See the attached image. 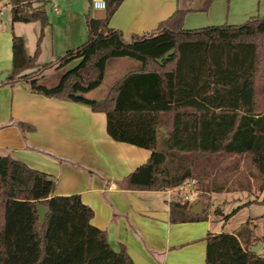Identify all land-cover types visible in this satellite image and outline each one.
I'll use <instances>...</instances> for the list:
<instances>
[{"label": "trees", "instance_id": "1", "mask_svg": "<svg viewBox=\"0 0 264 264\" xmlns=\"http://www.w3.org/2000/svg\"><path fill=\"white\" fill-rule=\"evenodd\" d=\"M6 1L12 21L40 24L32 54L26 52L23 38L12 33L6 81L24 79L32 91L103 111L112 139L151 150L120 186L165 189L195 177L200 195L234 190L210 177L200 158L236 155L248 158L263 190L264 15L241 23L183 28L187 11H205L211 2L198 0L196 8H176L154 29L126 40L108 26L121 0H105L102 17L85 15L86 39L55 62L41 65L60 69L76 60L49 82L30 72L38 66L48 0ZM118 57L138 65L123 73L102 98L87 96L101 84L106 61ZM16 124L22 131L32 129L21 121ZM55 185L51 175L0 155V264H134L124 245L114 250L105 231L90 222L92 209L80 196L54 194ZM37 203L47 208L41 224ZM259 203L264 205V193ZM169 213L172 222L206 217L205 208L192 213L187 202L179 201L169 202ZM255 228L248 217L232 231H207L204 264H264V255L252 249Z\"/></svg>", "mask_w": 264, "mask_h": 264}, {"label": "crops", "instance_id": "2", "mask_svg": "<svg viewBox=\"0 0 264 264\" xmlns=\"http://www.w3.org/2000/svg\"><path fill=\"white\" fill-rule=\"evenodd\" d=\"M48 3L52 6L47 14L45 5L48 22L39 41L38 66L55 62L67 49L86 39V13L99 17L94 16L97 8L89 0ZM197 3L198 0H121L108 26L119 30L127 40L131 34L154 29L176 8H196ZM5 6L9 14L2 18ZM253 15H264V0H211L205 11H187L182 27L241 23ZM39 31L38 21H12L10 5L0 2V155L51 175L56 180L54 194H78L92 209L90 222L105 231L114 250L124 245L134 264H204L206 232L221 231L208 213L204 219L172 222L166 188H124L119 184L148 159L150 149L112 139L106 132L103 111L32 91L24 79L6 81L11 69L12 33L23 38L26 52L32 54ZM46 52L48 61L39 63L38 58ZM75 63L71 61L60 69L55 64L45 67L41 75L45 80L53 75L49 82H54L62 69ZM137 65L128 57L108 59L101 84L86 95L102 98L110 85ZM18 121L30 124L32 129L22 131ZM187 203L194 212L205 208L197 196Z\"/></svg>", "mask_w": 264, "mask_h": 264}, {"label": "rangeland", "instance_id": "3", "mask_svg": "<svg viewBox=\"0 0 264 264\" xmlns=\"http://www.w3.org/2000/svg\"><path fill=\"white\" fill-rule=\"evenodd\" d=\"M2 1L6 0H0V2ZM77 1L79 0H75V2ZM50 6L52 4L47 3V14H49ZM2 13V18L9 14L8 6L2 9ZM47 56V52L41 55L38 62L48 61ZM53 65L51 64L49 67H53ZM43 69L42 66H36L30 72L38 76L44 71ZM53 77V75H50L47 81H51ZM200 166L210 173V177H215L217 183L226 182L227 186L234 189L209 192L207 196H203L200 195L202 191H200L201 189L197 183V201L205 205V212L212 220H215L216 227H219L217 229L231 231L240 222L252 217V222L256 225L253 232L256 239L252 240V249L264 255V216L259 217L264 213V205L259 203V199L264 193V187L262 191L258 189L261 179L257 177L256 171L249 164L248 158L236 155H211L208 158L201 157ZM195 179L197 181V178ZM208 179L204 180L207 181ZM239 183L247 188L244 190L237 189ZM231 211L232 213H230ZM217 212H222V215H218ZM228 213L230 214L225 217Z\"/></svg>", "mask_w": 264, "mask_h": 264}, {"label": "built area", "instance_id": "4", "mask_svg": "<svg viewBox=\"0 0 264 264\" xmlns=\"http://www.w3.org/2000/svg\"><path fill=\"white\" fill-rule=\"evenodd\" d=\"M91 6L104 9L105 0H91ZM165 192L169 202H188L192 197L198 196L197 181L194 177H187L180 184L166 188Z\"/></svg>", "mask_w": 264, "mask_h": 264}, {"label": "water", "instance_id": "5", "mask_svg": "<svg viewBox=\"0 0 264 264\" xmlns=\"http://www.w3.org/2000/svg\"><path fill=\"white\" fill-rule=\"evenodd\" d=\"M103 12H104V9H95L94 11V16H102L103 15ZM36 209H37V212H38V218H39V223L41 224L43 222V218H44V215L47 211V208L41 204V203H37L36 204ZM190 212L192 213H198L199 211L197 212H194L192 211L190 208H189Z\"/></svg>", "mask_w": 264, "mask_h": 264}]
</instances>
